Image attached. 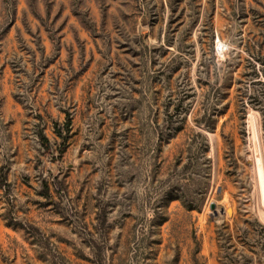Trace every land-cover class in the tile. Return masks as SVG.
<instances>
[{
	"label": "rangeland",
	"instance_id": "374dc122",
	"mask_svg": "<svg viewBox=\"0 0 264 264\" xmlns=\"http://www.w3.org/2000/svg\"><path fill=\"white\" fill-rule=\"evenodd\" d=\"M252 120L264 0H0V264H264Z\"/></svg>",
	"mask_w": 264,
	"mask_h": 264
},
{
	"label": "bare ground",
	"instance_id": "6f19581e",
	"mask_svg": "<svg viewBox=\"0 0 264 264\" xmlns=\"http://www.w3.org/2000/svg\"><path fill=\"white\" fill-rule=\"evenodd\" d=\"M252 129H253L252 137L254 144V152H253L254 180L258 189L257 193L260 198V204H261L260 216L264 220V150H263L264 146L262 145L260 132H259L260 128L257 120L253 121Z\"/></svg>",
	"mask_w": 264,
	"mask_h": 264
},
{
	"label": "trees",
	"instance_id": "16d2710c",
	"mask_svg": "<svg viewBox=\"0 0 264 264\" xmlns=\"http://www.w3.org/2000/svg\"><path fill=\"white\" fill-rule=\"evenodd\" d=\"M66 128H67V130H68V118H67V125H66ZM40 139L46 141V138H45L43 135H40Z\"/></svg>",
	"mask_w": 264,
	"mask_h": 264
}]
</instances>
